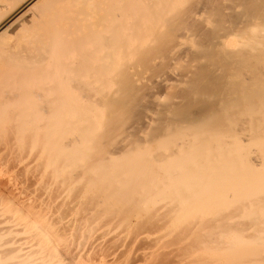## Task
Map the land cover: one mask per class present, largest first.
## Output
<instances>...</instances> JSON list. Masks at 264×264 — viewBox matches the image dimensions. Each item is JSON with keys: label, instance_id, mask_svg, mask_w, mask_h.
<instances>
[{"label": "bare ground", "instance_id": "1", "mask_svg": "<svg viewBox=\"0 0 264 264\" xmlns=\"http://www.w3.org/2000/svg\"><path fill=\"white\" fill-rule=\"evenodd\" d=\"M17 1L22 0H0V4ZM48 1L32 0L27 5L37 13L29 29L19 26L18 34H14L16 41L11 43L6 31L13 20L7 29L0 28V156L14 146L13 141L9 144L13 140L10 135L23 145L29 142V135L33 142L40 143L39 115L49 112L45 92L52 91L58 112L46 123L41 144L47 149L48 141L61 138L53 161L62 166L49 175L54 184L62 181L59 185H65L63 196L56 194L61 200L58 202L71 198L70 211L82 206L80 215L85 213L81 215L85 217L101 208L106 214L124 216L121 214L135 210L150 211L158 203L163 204L157 212L167 213L165 210L171 207L186 216L201 217L213 213L222 200H230V214H240L249 221L243 223L241 219L238 223L248 226H243L245 231L249 229V236L241 232L237 235L242 240L234 238L235 245L241 247H236L239 254L264 264V0H226V7L218 0H203L195 10L180 0H143L141 7L135 6L134 0L132 6L124 4L126 10L115 25L108 19L119 9L96 14L95 8L100 10L97 0ZM92 2L98 7L92 9ZM11 4L6 6L12 12L15 6ZM82 6L88 7L85 12ZM89 8L96 17L89 12L87 15ZM82 14L90 17V31L82 33L85 36L79 40L80 27L73 26V20L85 26ZM209 19L212 27L205 30L204 23ZM74 36L78 40L71 42ZM41 55H54V81L26 84L32 74L28 79L16 71ZM51 64H46V70ZM178 67L184 89L181 85L180 95L166 90L170 97L167 95L168 101L154 113L158 122L152 126L145 110L152 103L157 84L146 74L159 76ZM32 68H37L36 64ZM166 82L161 80L160 84ZM164 86L169 89L171 84L159 87ZM172 94L177 95V101L172 100ZM7 99L13 102L7 104ZM29 99L39 101L37 112L29 111ZM128 121L131 125L126 127ZM180 126L179 135L173 133L176 137L157 142L166 131ZM139 132L147 138L136 139ZM24 136L28 138L23 142ZM6 160V156L1 160L0 173ZM158 190L161 194L157 200L153 197ZM167 191L181 198L178 201ZM56 196L48 199L56 201ZM167 196L171 202L162 200ZM10 208L0 210V264H27L24 245L9 254L7 238L16 234L4 222ZM25 217L28 220L31 216ZM28 221L30 226L19 222V227L32 229L30 218ZM35 229L30 233L39 234L37 229L33 232ZM245 236L249 243L242 247ZM251 244L263 247L252 250L255 247ZM44 260L38 254L31 262Z\"/></svg>", "mask_w": 264, "mask_h": 264}, {"label": "rangeland", "instance_id": "2", "mask_svg": "<svg viewBox=\"0 0 264 264\" xmlns=\"http://www.w3.org/2000/svg\"><path fill=\"white\" fill-rule=\"evenodd\" d=\"M27 1L28 3H26ZM31 1L32 0H22L20 3H18V1L17 3L14 2L16 3L17 6L13 5L14 3L12 2H8L10 4L12 3L11 5L15 6L14 7L15 9H13L12 12L9 11L8 9L10 4L8 3L6 4L8 5V7L5 5V3L0 4V6L2 5L6 6V7L4 6L0 7L2 9L0 10L1 13H3L2 15L4 16L6 15L5 17L0 15L1 17L0 21H2L0 22V28L5 30V28L7 29L8 25H10L11 22L14 21L13 25L11 24L10 28L6 30L7 34L9 33L8 36H10L11 37L10 39H12L11 43L17 40L15 38H17L16 35L18 34L17 32L20 28L19 27L20 25H25L26 29L30 28L29 22L30 20L32 21L33 17L35 16V12L37 13L36 8H35L36 9L35 11L33 10L30 11V9L27 8V5L31 3ZM97 1H100V0H97ZM97 1L95 3L99 4L100 10H98V8H95L96 6L98 7V5L94 7V4H95L94 2H92V6H93L92 9L95 8V11H94L95 13L96 11H99L100 12L99 15H102L101 11L103 10H104L103 14H106V13L110 14V12L114 8L115 10L119 9V10H116L117 12H115L112 16L109 15L110 16L109 19L107 18L110 21L111 25L113 24L115 25L116 23L119 24L118 22H120L119 21L120 15L123 13L124 10H126L125 5H124L125 3L129 2V4H127L126 7L134 5L132 3V1L134 0H103V2H101L102 0L100 2H97ZM142 1L143 0H135V3H136L135 6L138 5V7H141L139 6V4L143 3ZM202 1L203 0H180V2H183L185 6L186 5L193 6L194 10L200 9V4ZM218 1H220L222 6L224 7H226L228 4L226 0H218ZM44 2L45 4H47L46 1ZM48 2H53V1L51 0ZM185 6L182 8H185ZM86 8L82 6L81 9H84L83 11L85 12V10H87ZM108 9H111V10L108 12L107 11ZM90 11L91 9L86 11V13L87 15L91 14L90 16L93 17L92 16L93 13H91L93 12V10L91 12ZM96 14H93L95 15L94 17H96ZM2 17L4 18L2 19ZM18 17L20 20H18L17 22V20L15 21L14 18L18 19ZM73 17H77L76 14ZM82 17H83V14H82ZM86 18L87 16L85 18L84 17L82 18L86 22L84 23L85 26H82L83 25L82 23H80L79 24L80 26H78L77 22L75 21L77 19L74 18L73 20V26H75L77 29L80 27V29H78V31L80 30L79 32H81L79 33L80 36L78 35L79 40L83 39V37L85 36L84 34L83 36L82 33H85V32L87 33L90 31V27L87 21L88 18L90 19V17H88L87 19ZM75 27L73 28L75 29ZM211 27H212V20L209 19L204 23V28L205 30H208ZM86 29L88 31H85ZM71 31L75 32L73 30ZM78 38H76L75 36L74 38L72 37L71 42H75V39L78 40ZM66 42L67 43L65 45L68 46L69 42L68 41ZM72 45H74V43H72ZM52 58H54V55L52 56ZM52 58H51V55L50 56L41 55L40 57L35 58L32 61L28 62L27 65H24V67H22V70L20 69L21 71L17 70L19 73L17 71L16 73L22 76L23 78H28V79H29V76L32 74L31 75L32 79L26 83L29 85L33 81H35L36 84L38 83V81H40V83H43V84H47V83L52 84V82L54 81L55 75H56V70L54 66L55 64H51ZM47 63L51 64L49 67V70H46L45 68ZM35 64L37 68H32ZM180 72L181 71H179V67H178L176 70L172 71L171 73L167 71H164L163 72L164 74H161V75L158 73L159 76H157L156 74H154L153 76L151 75L152 73L149 75L146 74L147 78H149L154 84H157L155 85L157 89H154L153 91L155 96L151 100L152 103H150L147 106V109L145 110V116L148 117V119L151 121L152 126H156L155 124H157L158 122L156 121L158 117L154 113L157 112L160 105H163L164 103L168 101L167 95L171 94L170 93L171 90L172 91L175 90L177 95H180V93H182V89L180 90V88H181V85L183 84H180L181 82L178 79ZM35 77H36V80H35ZM166 79L168 80L169 84H171L170 86L171 89L170 88L168 89L165 86L159 87L160 85L168 84V82H166L165 84L163 83L160 84L161 80H166ZM177 81L178 83L180 82L179 83L180 85L177 83ZM158 84L160 85L158 86ZM172 85L175 86L177 91L175 88H173L174 86ZM183 89H184V85H183ZM166 90L170 92L167 93ZM178 91H181V92H179L178 94ZM45 93L48 95L47 101L49 102V104L47 106V109H49V112L46 113V115L42 113L39 115L41 124H42V128L40 131L41 140L39 139L40 145L38 143L36 144L35 142H33V139L31 138L30 135H29V138L27 136H24L23 142L26 141L28 138L30 139L28 141L29 142L32 141V143L30 144L29 142L26 141L24 142V144L26 143L25 145H23V143L20 144L19 141L15 140L14 137L10 135L11 136L10 138L13 140H9V144H11V142L13 141L14 146L10 147L9 145L10 147L9 151L6 152L5 155L0 156V170L3 169V167L1 166L2 165L1 160L3 161V158H5V156L7 159L6 160L7 165L5 167V170H3L2 173H0V210L3 207L6 208L7 211H8L7 208L11 207L9 209L11 212H12L11 209L13 210L16 209L14 210L15 213L8 212L5 214V217L10 222H13V223L16 222L17 224L9 223V221H7L4 218L5 219L4 222H6L7 224H10L9 225L10 228L12 227V229L10 230L12 232L13 231L16 232V234L14 233V236L12 234V236H8L7 238V240H9L8 246L10 245L8 248L9 251L17 249V248H18L17 250H21L20 247L24 245L22 247L23 248L22 250H26V248L27 250L24 251L23 254L24 253L26 254V257H27L25 258L26 262L31 263V264H32L31 261L35 262L36 256L38 254L39 255L41 254L42 258L45 259L42 262L39 261L40 263L37 262L38 264H224V263L225 264L226 263L227 264H230V263L231 264H258V262H255L253 260L254 258L251 259L252 258L251 256H250L251 258H247L246 257L247 255L245 256L246 252H244L245 253L244 256L246 258L242 257L243 255H240L238 252L239 248L241 247L236 246L235 245L236 242L234 241L236 240V238L239 239L241 238V235L243 236L246 233H247V236H249L248 235L249 229H247V231H245L246 229L244 230V227L248 228V226H246L245 224V226L243 225L244 226L243 227L242 224L245 223V220L247 221V219L240 218L241 215L237 214L238 211L237 212L235 211L237 214L236 217L234 216L235 215L234 212H233L234 215L230 214L231 210L228 209L227 207L232 202L230 200H222V202H220L216 206V210L213 213L206 215V216H201V217H193V215L186 216L184 214H181L180 210L178 211V209L170 207V210H169L168 209L169 206L168 208H166L168 210H165L167 211V213L166 212L163 213L164 211L157 212V210L163 204V203H158L150 211L146 209L135 210L132 213H127L128 215L122 213L121 215H124V216H120V214H117L118 216H120L119 218L117 215L114 216L113 212L106 214V212H104L105 209L101 207H100L101 209L97 211V214L95 212L92 215L87 214L86 217L81 216V215H86L85 213L83 214L82 212H81L82 214L80 215V210H83L81 209L82 206H80L81 208L78 207L79 211L78 209H76V211H78L77 214H75L76 211L73 209L70 211V207L71 206L73 207L72 205L73 202L71 198H68L69 200L63 198L62 202H58L61 200L60 198L56 196V194H58L59 197L60 196L62 197L64 194V191H66L64 189L65 185L60 186L59 184L60 183L63 184V183L62 181H58V183L56 182V184L59 185L58 187L56 184H54L55 182L49 179L51 177L49 175L53 173L52 171L54 169L55 170H57L58 168L61 169V166H62L60 162L56 165V162L53 161L54 153L58 149V144H59V141H61L60 140L61 138L57 137L59 138L57 141L56 140L48 141L49 146H47V149H44L43 147L44 145L41 144L42 139L45 138V136H43L44 134L43 132L46 130L45 125L47 122L53 119V116L56 115V112H58V109L56 108L54 104L53 92L47 91ZM175 94H172V96L175 98L174 99L172 97L173 101L178 100L177 99L178 97ZM168 97L170 96L168 95ZM11 102H13L12 99L6 100L7 104H10ZM38 102H39L38 100H31V99L28 100V103H30L31 105L29 109L30 112H37ZM128 125L129 126L131 125L129 121L128 123H126V127ZM178 132L179 133L182 132V126L177 128L175 131H170V130L166 131L164 134H162L160 138H158L157 142L160 143L162 141H165V139L168 137L169 138L176 137L173 135V133L175 135H179ZM62 134L64 136V133ZM138 134L139 135H136L137 136L136 139L147 138L144 132L143 133L139 132ZM16 147H18L19 149ZM130 154H132V152ZM167 189H169V187ZM61 190L62 191L64 190V191L62 192ZM78 190L80 189L78 188ZM167 192H169L170 193L169 195L172 196V193L170 191H167ZM158 193H160L159 190L157 191L156 195H154L153 198L156 197V199L158 200L157 198L158 197L157 195H159ZM50 196H52L53 198L56 196L57 200L55 201L53 199H48ZM97 196H98L97 200H99V196H102V194L97 195ZM168 197L169 196L163 197L162 200H165V198H167V202H171L170 199L172 198H170L169 199L170 201H169ZM172 197L174 199L177 198V200L179 201V198H181V195L174 194V196ZM30 200H34V201H30ZM180 201H183V200L180 199ZM63 202H65V204ZM61 203L64 204V206ZM67 205L68 207L66 208ZM239 205L240 204L236 206H239ZM17 209L21 210L22 212L20 211V213H18L19 211L17 212ZM56 209H58V211ZM72 211H73V214H72ZM168 211H171V213L169 212L170 213L169 214ZM58 212L60 213L62 212L61 214L63 215H61ZM98 212H100L102 216ZM29 215L31 216L29 217L30 221H32V224H33L32 229L36 228L39 234L35 235L32 232H31L32 234L30 233L32 229H30V227H27V225L30 223L28 221L29 218L27 220L26 219L27 217H25ZM33 215H34V219H33ZM35 215L37 218L35 217ZM39 216L40 217L42 216V217L40 218ZM37 219H41V220L40 221L38 220L39 222L38 221L36 222ZM241 219H243L244 222L242 224L240 223L241 224L240 225L238 223L242 222ZM232 220L233 221L236 220L235 221L236 223L233 222ZM41 221H42V224H39L41 223ZM19 222L22 224L28 223L27 225H25L27 227V228L25 227L26 230L23 227V225L19 227V224H20ZM34 222L37 225H35ZM6 223H5V227L8 229V226H6L7 225ZM45 223L48 225H46ZM38 227H41V228H38ZM28 228L30 229V231ZM36 229L33 232H35ZM251 231L252 230H250V234L251 233L252 234L250 236H253V231L252 232ZM240 233L241 235L238 238L237 234H240ZM207 234L209 237L206 236ZM244 238H246V236ZM249 238L252 239L251 237ZM247 239L248 238L240 242V244H242V247L244 246L243 243L245 244V242L247 243L249 241ZM239 240H242V239H239ZM237 244L239 245V243ZM248 245L250 247V244ZM253 246L255 248L251 247L252 250L260 249V247H263L262 245H253ZM236 247L238 248V250ZM240 250H243V249H240ZM12 252L10 251L9 254H11ZM233 253H236V255ZM19 254H21L20 251H19ZM45 255L47 256L45 257ZM39 260H42V259H39ZM226 260H228L230 263L227 262Z\"/></svg>", "mask_w": 264, "mask_h": 264}]
</instances>
